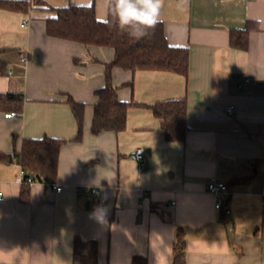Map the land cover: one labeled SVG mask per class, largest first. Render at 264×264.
<instances>
[{"label":"crops","instance_id":"obj_1","mask_svg":"<svg viewBox=\"0 0 264 264\" xmlns=\"http://www.w3.org/2000/svg\"><path fill=\"white\" fill-rule=\"evenodd\" d=\"M73 5L108 18L105 0H0V95L23 97L17 116L0 109V264H73L77 237L98 243V264H172L178 228L187 264H264V0H164L159 21L172 46L189 49L188 78L114 69L120 100L140 107L129 109L124 132L99 135L91 132L95 91L115 51L48 35L56 10ZM248 22L259 30L246 50L233 48L232 30ZM68 96L86 106L83 140L62 148L54 184H18L11 159L24 139L76 137ZM179 99L188 132L168 142L147 106ZM140 148L143 166L132 158ZM212 180L228 185L230 215L215 209Z\"/></svg>","mask_w":264,"mask_h":264},{"label":"trees","instance_id":"obj_2","mask_svg":"<svg viewBox=\"0 0 264 264\" xmlns=\"http://www.w3.org/2000/svg\"><path fill=\"white\" fill-rule=\"evenodd\" d=\"M3 5L14 10L25 11L29 8L27 2H9ZM56 12L57 18L47 23V33L50 37L81 43L87 47H110L115 51L113 60L105 63V86L95 91L97 102L94 105L91 124L92 134L124 132L127 127L129 109L134 106L140 107V105L120 100L118 88L113 82L114 69L119 68L132 74L139 71L167 72L188 78L189 49L172 46L168 42L162 21H159L154 29L149 30L148 36L136 39L122 32L116 18L109 12L107 20H99L94 6L73 5L57 9ZM258 30L256 22H248L244 29L232 30L231 46L246 50L250 34ZM6 52V49L0 48V74L6 72V64L1 60ZM128 86L133 87V82H130ZM22 103L23 97L19 94L0 95V109H14L18 113ZM68 103L78 124L76 137L69 141L48 136L41 139H24L21 150L15 151L13 158H16L25 170V179L33 178L41 183L54 184L58 176L62 148L68 143H80L83 140L86 106L76 102L71 96H68ZM10 104H13V107ZM147 108L161 121L166 141L185 140L188 132L186 99L163 101ZM13 140L17 142L18 136L14 135ZM23 186L29 185L23 184ZM22 200H28L26 189ZM173 251L172 264H187V241L183 228L177 230ZM98 263V243L77 237L74 241L73 264ZM133 264H147V260L136 257Z\"/></svg>","mask_w":264,"mask_h":264},{"label":"clouds","instance_id":"obj_3","mask_svg":"<svg viewBox=\"0 0 264 264\" xmlns=\"http://www.w3.org/2000/svg\"><path fill=\"white\" fill-rule=\"evenodd\" d=\"M163 4L164 0H105L106 9L116 18L119 29L136 39L148 36L149 30L159 23ZM97 219L102 222L103 214Z\"/></svg>","mask_w":264,"mask_h":264},{"label":"built area","instance_id":"obj_4","mask_svg":"<svg viewBox=\"0 0 264 264\" xmlns=\"http://www.w3.org/2000/svg\"><path fill=\"white\" fill-rule=\"evenodd\" d=\"M251 82H252L251 78H249V77L245 78V84H251ZM233 110H234V108L230 107L228 112L232 113ZM17 115H18V113H16V112H10V113L6 114L5 117L6 118H12V117L17 116ZM144 153H145V150L140 148L132 154V158L134 160H136L141 166L144 165ZM13 161L19 165V162L16 158H14ZM25 176H26L25 170L20 166V174H19V177L17 179L18 184H20V185L25 184V185L31 186L35 182H37L33 178L25 179ZM57 191L61 192L62 188H58ZM79 191L80 192H86V193L91 194V195H96V196L99 195L98 190H96L94 188H84V189L81 188ZM208 191L210 193L214 194L216 197L215 209L218 211L224 212V214H226V215H230L232 211H231V208L229 205L230 191H229L228 185L224 182L212 180V182L208 185ZM3 199H4V194H3V192L0 191V201Z\"/></svg>","mask_w":264,"mask_h":264}]
</instances>
